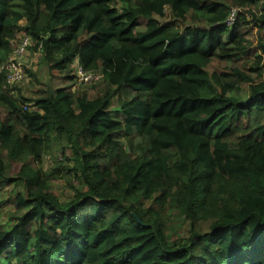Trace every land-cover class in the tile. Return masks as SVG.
I'll return each instance as SVG.
<instances>
[{"label":"trees","instance_id":"1","mask_svg":"<svg viewBox=\"0 0 264 264\" xmlns=\"http://www.w3.org/2000/svg\"><path fill=\"white\" fill-rule=\"evenodd\" d=\"M22 34L48 70L99 75L98 93L8 84ZM254 48L248 72L209 70ZM263 74L264 0H0V264H264ZM56 143L68 164L44 172Z\"/></svg>","mask_w":264,"mask_h":264},{"label":"rangeland","instance_id":"2","mask_svg":"<svg viewBox=\"0 0 264 264\" xmlns=\"http://www.w3.org/2000/svg\"><path fill=\"white\" fill-rule=\"evenodd\" d=\"M243 12V11H242ZM244 12L247 13V10L244 9ZM161 21L167 19H159ZM141 23V26L138 28L141 30L143 28V25L145 23L144 19L139 20ZM258 28L257 26H254L251 22V29L249 34L247 35L248 39H251L255 42V39L257 37ZM21 35H18L16 39L13 41L12 49L15 50V47L18 45L19 39ZM256 48L250 52L249 56L244 58L241 61L238 62H232V63H225L222 61H213L209 65V70H223L228 67H239L243 71L248 72L249 67L251 65V62L254 60V51ZM14 55V51H13ZM12 57V55H11ZM24 67V76L23 79L16 83L17 86L22 89V94L26 97H37L39 94H41V91L47 90H56L57 88H64L66 90H69L70 92L77 93L81 92L82 90H86L90 96H94L96 93H98L99 85L101 84L100 81H92L90 83H86L82 85H79L81 83L78 82V80L73 78V80H69L67 78H64L62 74H60L57 71H51L48 70L46 67L43 66L40 62V54L37 50L34 48H27L25 53L20 57V60H18ZM78 63V60L76 59L73 64L69 65V68L72 69V72L70 75H74V71L78 72V69L76 68V65ZM4 67H6V64H4ZM31 72L33 76H31L29 73ZM95 74V73H91ZM255 77V76H254ZM259 79V77H256ZM262 80H264V74L261 76ZM247 87H242V95L245 96ZM62 144L59 145L56 143V145H50L49 149H47L46 153L43 156L42 163L39 164V166L42 168V170L45 172H50L51 169L60 167L62 165H67V162H64L62 160V157L60 154V148ZM33 164V162H32ZM71 164V163H70ZM11 167V171H16L20 164H12L10 166L9 163V169ZM72 183H75L74 180ZM69 185L66 183L65 178H57L54 179L50 183V192L59 198L61 202L67 200V198L71 195L69 191ZM14 195V191H12V186H0V202L3 203L0 206V223H3L8 217V211H11L14 208V205L11 203H4L7 198L10 196L12 197ZM167 216V213L165 214ZM169 234L172 236L173 239L178 238L179 236H185L186 233V225L183 223L181 218H178L176 215L171 214L169 218ZM205 229V227L203 228Z\"/></svg>","mask_w":264,"mask_h":264},{"label":"built area","instance_id":"3","mask_svg":"<svg viewBox=\"0 0 264 264\" xmlns=\"http://www.w3.org/2000/svg\"><path fill=\"white\" fill-rule=\"evenodd\" d=\"M237 10L233 8L230 12L229 18L227 20V25H232L236 15ZM31 45V39H29L26 35L22 34L20 36L18 45L15 47L14 55L12 52V57L10 58L9 62L6 64V69L8 71L7 75V83L8 84H16L19 83L24 76L22 64L18 61L20 57L25 53L26 49ZM76 68L78 72H75V78L78 80L79 83H90L92 81H96L99 77L97 74L86 73L82 70V68L77 64Z\"/></svg>","mask_w":264,"mask_h":264}]
</instances>
